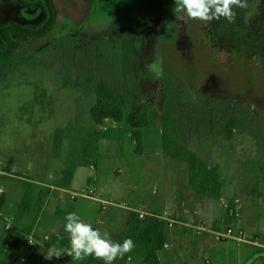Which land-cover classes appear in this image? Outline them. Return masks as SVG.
I'll list each match as a JSON object with an SVG mask.
<instances>
[{
	"label": "rangeland",
	"instance_id": "rangeland-1",
	"mask_svg": "<svg viewBox=\"0 0 264 264\" xmlns=\"http://www.w3.org/2000/svg\"><path fill=\"white\" fill-rule=\"evenodd\" d=\"M52 1L56 12L52 28L20 49L9 64L0 66V195L5 190V205L0 208V264H17L15 255L30 244L25 235L12 255L2 253V237L15 229L5 228L11 222L9 212L18 210L28 186L27 222H39L40 217L42 221L59 218L54 213L59 205L55 198L49 196L42 205L49 193H39L36 205L32 190H50L46 184H55L60 177L80 126H93L88 112L92 100L81 101L78 87L63 86L55 53L58 35L75 38L83 52L92 45V53L105 59L113 57L123 67L122 75H145L141 87L151 123L139 127V150L130 125L106 120L99 127L120 126L123 136L99 139L94 165L78 166L70 182L69 189L76 193H85L89 186L95 188L97 200L76 196L72 201L86 204L87 209L81 206L76 213L111 238L125 227L129 209L166 211L171 215L181 201L190 208L195 198L188 187L187 162L162 152L159 99L164 80L194 98L236 101L242 108L245 102L264 105V48L229 42L232 32L224 18L208 23L177 21L174 0H119L121 8L107 13L100 9L98 0ZM90 6L93 8L86 18ZM41 18L37 6L29 8L16 0H0V22L36 23ZM113 18L117 19L111 21ZM105 21L110 22L97 31L96 25ZM114 30L112 40L108 35ZM77 31L82 33L78 35ZM218 34L225 41H219ZM62 46L68 51L70 44ZM77 54L73 51V62ZM153 61L159 62V75L148 68ZM150 96L153 102L148 100ZM129 107L130 101H126L125 113ZM259 111L264 113V109ZM66 124L68 132L59 155L54 157V130ZM187 145L200 157L219 165L222 197L214 200L209 196L215 220L225 216L224 202L237 199L238 215L230 221L231 227L242 229L245 238L264 241V152L258 150L255 137L248 132H235L230 140L188 137ZM47 263L61 264L56 257Z\"/></svg>",
	"mask_w": 264,
	"mask_h": 264
},
{
	"label": "trees",
	"instance_id": "trees-1",
	"mask_svg": "<svg viewBox=\"0 0 264 264\" xmlns=\"http://www.w3.org/2000/svg\"><path fill=\"white\" fill-rule=\"evenodd\" d=\"M16 1L29 8L38 6L43 16L36 23H20L14 20L0 22V66L9 64L16 58L20 49L22 50L33 39L43 36L55 22L56 12L52 0ZM115 2L116 0H99V6L119 8V0ZM233 10L236 18L234 22L229 23L232 32L229 42L240 41L264 48V0H247L246 8L237 7ZM217 37L219 41H225L222 39L223 36L218 34ZM56 39L55 53L57 60H60L58 73H61L63 86L78 87L81 101L92 100L88 112L93 126H80L77 137L74 138L67 154V163L55 182V185L67 188L78 166L94 165L96 144L99 139L123 136L124 130L120 126L99 127L106 120H112L115 123L125 122L130 125L136 150H139L141 143L139 127L148 126L151 120L148 117L141 87V80L145 78V75H122L120 72L125 71L121 64L115 62L113 57L105 59L97 53H92L90 51L92 45L83 52L77 46L75 38L58 35ZM62 44H70L68 51ZM76 50L79 54H77V60L73 62L72 53ZM1 72L0 68V74ZM174 86L164 80L160 91L162 152L166 156L187 162V181L190 189L197 194H206L214 199H220L222 175L219 165L197 155L187 145V138L200 139L211 136L230 140L235 132H248L255 137L258 150L264 152V113L259 111L264 109V105L253 106L245 102L242 108L236 101L211 97L194 98L189 92H180L176 85ZM148 100L153 102V97H148ZM126 101H130L127 113L124 109ZM68 126L66 124L54 130L52 140L54 157L59 155ZM262 166H260L261 170ZM28 193H31L30 186L20 201L17 218L23 215L22 208L24 207L23 212L27 208ZM236 206L237 203L234 200L227 203L225 222H230L236 217ZM57 213L65 221L66 213L61 211ZM166 226V221L161 218L150 214L139 217L136 212L131 211L123 231V239L130 237L135 244L130 253L143 252L145 261L149 264H158L156 252L163 247L169 237ZM52 245L61 249L69 247V234L65 232V224L59 233L51 237L49 247ZM59 258L66 264H103L94 256L86 257L83 261L72 259L67 254H62Z\"/></svg>",
	"mask_w": 264,
	"mask_h": 264
},
{
	"label": "crops",
	"instance_id": "crops-1",
	"mask_svg": "<svg viewBox=\"0 0 264 264\" xmlns=\"http://www.w3.org/2000/svg\"><path fill=\"white\" fill-rule=\"evenodd\" d=\"M10 162L11 159L8 163ZM69 188L70 185L69 187H67V189ZM32 191L36 205L39 204V193H49L48 196L43 201H41L42 205H44L49 196H53L59 204L54 210V213L56 214H58V211L64 212L66 214L69 212H76L81 206L87 209L86 204H78L76 201L73 202L72 200L74 199H71L68 194L61 197L59 196L58 192L54 191L55 193L52 194V191L47 189H33ZM194 193L195 198L192 199L190 208H187L185 206V201H181L180 206H177V208L174 207L172 213H170L171 216L187 221L190 219L205 218L214 228L231 226L230 222H225V216L220 220H215L216 215L212 214V209L213 211H215V208L214 206L212 208V204L209 200L211 196L209 197V195L206 194H197L195 191ZM190 195L192 196L193 194ZM0 197L2 201V203L0 204V208H2L5 205L4 189H2ZM88 199L91 200V198ZM235 201L237 202V199H235ZM227 203L228 202H224L223 204L225 212L227 209ZM238 209L239 204H237L236 206V216L238 215ZM28 211L29 210L27 209L25 213L18 218L17 211H15L14 213L9 212L11 222L9 221L10 224H6L5 228L13 229L14 226L15 229L8 236L2 237L1 240L4 246V250L2 251V253L12 255L13 249L18 247V245L22 243V239L26 238L25 235H27V238H33L34 243L27 244L22 249H20V253L15 255L16 257L14 258V260H17V264H48L47 260L44 258L43 253L46 252L49 248V241L51 237L62 230L65 221L62 216L59 215V218L57 220L52 217L46 221H42L40 217L39 222H27L28 217L26 216V214ZM131 211L143 212L144 214H150L154 212L140 209H129L128 216ZM155 213L161 214L157 213L156 211ZM128 216L126 217V222ZM35 223L41 224L38 225ZM167 227L169 228L168 240L165 242L163 247L156 252L158 264H264V250L252 244L246 242H238L233 239H224L217 241L210 233L195 231L186 227L183 228L179 225ZM124 229L125 227H122V231L113 236L112 239L115 241H122ZM117 230H120V228H117ZM46 234L48 235L49 239L46 243H44L42 242L41 238ZM25 251L27 253V256H25ZM22 252L24 253L23 255ZM58 259L59 263L66 264L61 262L60 258ZM206 260H208V262H206ZM100 262L105 264L103 260H100ZM113 264H149V262L144 260L143 252L136 251L124 256L123 258H117L113 262Z\"/></svg>",
	"mask_w": 264,
	"mask_h": 264
},
{
	"label": "clouds",
	"instance_id": "clouds-1",
	"mask_svg": "<svg viewBox=\"0 0 264 264\" xmlns=\"http://www.w3.org/2000/svg\"><path fill=\"white\" fill-rule=\"evenodd\" d=\"M174 5L173 12L177 21L194 19L208 23L224 18L231 23L236 18L233 9L246 8L247 0H174ZM148 68L159 75L158 61L150 63ZM65 232L69 234V247L61 249L56 245L50 246L43 253L46 260L67 254L78 261L94 256L97 260H103L105 264H113L117 258H123L135 247L130 237L115 241L107 232L102 233L91 223L85 222L76 212L66 214ZM28 240L29 243H34L31 239Z\"/></svg>",
	"mask_w": 264,
	"mask_h": 264
},
{
	"label": "built area",
	"instance_id": "built-area-1",
	"mask_svg": "<svg viewBox=\"0 0 264 264\" xmlns=\"http://www.w3.org/2000/svg\"><path fill=\"white\" fill-rule=\"evenodd\" d=\"M107 126H104L103 128H106ZM49 186L50 191H56L58 192L59 196L63 197V193H66L69 195L71 199H75L76 196H86L87 198L91 199H98L97 194L95 192V188L92 186H89L87 191L85 193H76L73 190H69L64 187L57 186L55 184H46ZM105 205H102V208H104ZM139 217H143L144 214L143 212H136ZM150 215H154L158 218H161L166 221L167 226H174V225H179L181 227H186L191 230L195 231H201V232H207L210 233L215 240L220 241L224 239H233L238 242H246L249 244H252L254 246H257L261 249L264 250V241H260L257 238H251V237H244V231L240 228L233 229L231 226H225L223 228H214L205 218H196V219H190V220H181L178 218H175L171 215L168 214V212H164L161 214H156V213H150ZM33 241V238L30 237ZM42 242L46 243L48 238V235H44L42 238ZM34 242V241H33ZM29 243V240H28ZM33 244V243H30ZM61 262L65 263L64 261L61 260ZM208 262V260H206Z\"/></svg>",
	"mask_w": 264,
	"mask_h": 264
},
{
	"label": "flooded vegetation",
	"instance_id": "flooded-vegetation-1",
	"mask_svg": "<svg viewBox=\"0 0 264 264\" xmlns=\"http://www.w3.org/2000/svg\"><path fill=\"white\" fill-rule=\"evenodd\" d=\"M86 1H89V0H86ZM94 1H95V0H92V3H94ZM117 1H118V0H116V2H117ZM116 2H115V3H116ZM121 4H122V3H120L119 8L121 7ZM98 5H100L99 0H98ZM37 7H38V6H37ZM90 7H91V6H90ZM92 8H93V7H91V9L89 10V12H88L86 18L89 16V14H90ZM39 9H40V8H39ZM100 9L103 10V11H105V13H107L108 11H111L112 9H115V6H112V7L108 6V7H107V6H104V5H103V6H100ZM40 10H41V9H40ZM41 12H42V10H41ZM42 16H43V12H42ZM55 18H56V17H55ZM86 18H85V19H86ZM85 19H84L83 21H85ZM116 19H117V18H113V20H111V21H115ZM54 21H55V20H54ZM83 21H82V23H83ZM109 22H110V21H109ZM109 22H106V21H105V22H103V23L100 24V25H96V30L99 31L101 28L103 29V27H105V26L107 25V23H109ZM82 23L79 24L77 27L81 26ZM117 30H118V29H117ZM117 30H114V31H113L114 34L112 33L113 35L110 34V35H108V37L111 38L112 40H115V31H117ZM133 30H134V29H133ZM77 33H78V35H79V34L82 33V32H78V31H77ZM76 36H77V35H76ZM98 36H99V35H98ZM101 39H102V38H101ZM101 39H99V40H101ZM99 40H98V41H99ZM106 44H110V42H106Z\"/></svg>",
	"mask_w": 264,
	"mask_h": 264
}]
</instances>
